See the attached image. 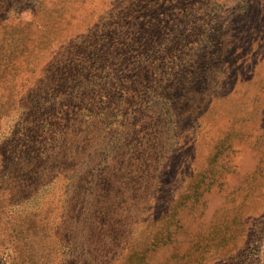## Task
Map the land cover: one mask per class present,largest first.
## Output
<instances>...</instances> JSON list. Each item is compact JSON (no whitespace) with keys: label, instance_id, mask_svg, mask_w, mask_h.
<instances>
[{"label":"rangeland","instance_id":"rangeland-1","mask_svg":"<svg viewBox=\"0 0 264 264\" xmlns=\"http://www.w3.org/2000/svg\"><path fill=\"white\" fill-rule=\"evenodd\" d=\"M143 10L160 18L154 41L172 52L156 109L162 121L142 112L143 147L132 158L126 146L111 189H96L91 172V190H71L66 203L64 189L51 190L48 204L67 209L61 239L51 227L31 237L35 228L1 206L13 195L31 199L30 189L1 178L8 155L32 138L31 96L58 60L88 66L119 37L129 41L128 15ZM62 100L57 113L79 104ZM76 128L65 131L60 165L84 136ZM1 184L0 264H264V0H0ZM72 210L91 219H72Z\"/></svg>","mask_w":264,"mask_h":264},{"label":"trees","instance_id":"trees-1","mask_svg":"<svg viewBox=\"0 0 264 264\" xmlns=\"http://www.w3.org/2000/svg\"><path fill=\"white\" fill-rule=\"evenodd\" d=\"M133 1L135 4L138 0ZM148 6L150 10L154 9L153 6ZM145 12L147 11L143 10L128 15V23L131 25L129 41L119 37L117 44L112 43L111 50L106 55L95 53L97 59H91L88 66L78 64L77 68L74 65L70 67L71 64L58 60L59 63L55 62L47 70V73H50L46 77L47 83L31 96L32 105L28 107V114L31 125L29 137L32 138L20 154L17 155L14 151L8 155L7 160L3 162L4 173L1 176L6 182L12 179L14 189H30L28 195H31V199L23 200L22 196L16 194L18 196L13 195L6 203H1V206L6 208L3 213L24 219L26 226L35 228L28 234L31 237L48 236V228L51 227L55 228V231H50L57 234L60 240L58 227L66 225L65 203L70 200L67 194L71 190L90 191L91 172L93 176L98 173L100 177L96 189H111L114 177L126 167V146H133L132 158L138 148L143 147V138L139 137L141 130L138 129L142 112L157 113L158 122L162 121L160 117L163 112L156 109L162 95V81L171 71L172 52L171 47L158 45L154 41L155 32L160 28V18L150 17L151 15ZM142 27L153 33L150 36L143 35L139 31ZM149 39L154 41L152 45L147 41ZM54 87L62 89L58 91L57 96L52 91ZM66 90H71L72 93ZM61 98L66 104L79 103L74 106L73 113L64 110L57 113ZM37 108L45 114L37 115ZM167 113L168 111L164 112ZM42 125L46 129H42L43 134L36 135ZM73 127H77V132L84 136L78 139L80 141L71 161L60 165L56 152L68 146L70 134L65 131ZM56 133L59 134L60 140L53 139ZM40 137H47V140L49 138L44 149L36 146ZM145 150L146 148H143V151ZM74 158L77 159L75 163ZM22 174H30V181L23 179ZM18 178L26 184L14 180ZM61 179L64 181L62 185L59 183ZM11 184L12 182L8 186ZM5 187L1 184L0 190ZM53 189H64L62 202L65 203L60 205L57 202L55 206L48 204L46 195ZM2 200L4 202L3 198ZM69 213L72 219H91L89 210H83L80 214H77L76 210ZM68 221L72 223L71 220Z\"/></svg>","mask_w":264,"mask_h":264}]
</instances>
